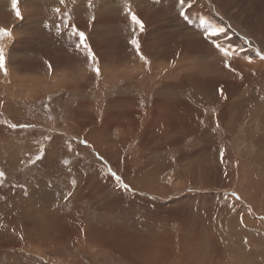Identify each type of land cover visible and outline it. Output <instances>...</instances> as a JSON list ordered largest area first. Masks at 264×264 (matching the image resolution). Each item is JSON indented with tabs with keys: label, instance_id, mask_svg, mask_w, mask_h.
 <instances>
[{
	"label": "rangeland",
	"instance_id": "374dc122",
	"mask_svg": "<svg viewBox=\"0 0 264 264\" xmlns=\"http://www.w3.org/2000/svg\"><path fill=\"white\" fill-rule=\"evenodd\" d=\"M126 4L145 24L136 35L148 64L128 43ZM17 6L22 18L13 0H0V29L11 33H0V264H31L33 254L47 264H179L97 241L91 230L109 222L198 235L203 264H263L264 61L256 50L264 53V0ZM68 15L96 54L98 77L61 22ZM208 26L226 33L206 40Z\"/></svg>",
	"mask_w": 264,
	"mask_h": 264
},
{
	"label": "bare ground",
	"instance_id": "6f19581e",
	"mask_svg": "<svg viewBox=\"0 0 264 264\" xmlns=\"http://www.w3.org/2000/svg\"><path fill=\"white\" fill-rule=\"evenodd\" d=\"M260 93V92H259ZM255 94V93H254ZM261 94V93H260ZM255 99H258V96L256 95V97H254L252 99V101L255 103ZM263 100V99H262ZM251 102V101H250ZM251 102V104H254ZM243 104V103H242ZM241 104V105H242ZM249 104V103H248ZM237 107V104H236ZM239 107V106H238ZM243 107H245V105H243ZM239 109V108H238ZM246 109V108H245ZM243 109V110H245ZM250 109V108H249ZM241 111V110H240ZM248 111V109H247ZM250 111V110H249ZM237 112V111H236ZM243 112V111H242ZM243 114V113H241ZM241 117V116H239ZM233 119H237V115L235 114ZM4 155V154H3ZM143 180L142 183L143 185H145V188L148 187V185H151L150 181H149V177L145 174L143 176ZM31 214V213H30ZM116 219V218H115ZM120 219V218H119ZM255 224L257 222H254ZM259 223V222H258ZM106 227L102 228V229H92L91 230V234L94 236V238L97 241H100V239L104 240V237L107 238H112V239H117L118 242L122 241L124 242L125 245H128L130 247H134L135 250H137L139 253L140 252H144V254L148 251H152L154 252V254H156L158 256L157 260H161L162 262H165L167 260V258L169 259L168 256H171L172 259H177L174 261H177V263L179 264H203L200 262L196 261V256H195V252L197 251V247H201L203 249L206 250V246L204 247V243L203 240L201 239L200 236L197 235V239H193L190 238L188 236V234H181L178 236H175L173 233L166 231V233L164 234L165 228L164 226H152L154 228V230L156 231H150L152 234H145L143 232L137 231L135 230V227L133 228V230H130L129 227L127 225H120V224H114L112 222H109L107 224H105ZM210 225H217L214 222H210L208 224V226ZM152 228V229H153ZM217 229V228H216ZM149 232V231H148ZM149 232V233H150ZM237 233V232H236ZM239 233V232H238ZM48 236V235H47ZM220 236V235H219ZM90 237V236H89ZM151 237V238H150ZM26 238V237H25ZM219 238V237H218ZM32 239V238H31ZM235 239V238H234ZM90 240V239H89ZM233 241V239H232ZM22 243V242H21ZM85 243V242H84ZM98 243V242H97ZM102 243V242H101ZM121 243V242H120ZM24 245H28L27 242H23ZM31 244V243H30ZM33 244V243H32ZM123 244V243H122ZM96 245V243H95ZM110 245V243H109ZM214 248H215V244H213ZM31 247V245H29ZM108 246V245H107ZM221 246V244L219 245V247ZM40 247V246H39ZM218 247V246H217ZM24 248V246H23ZM210 248V246H209ZM30 249V248H28ZM133 249V248H132ZM215 250V249H214ZM232 250V249H231ZM20 251H26V250H22L20 249ZM28 251V250H27ZM130 252V251H129ZM132 252V251H131ZM137 252V253H138ZM226 252V251H225ZM18 253V252H17ZM24 253V252H23ZM135 253V252H133ZM132 253V254H133ZM207 253V250H206ZM27 254V253H25ZM136 254V253H135ZM141 254V253H140ZM225 254V253H224ZM29 254H27L26 256H28ZM189 255V257H188ZM198 255V254H197ZM214 256V255H213ZM38 257V256H37ZM36 257V258H37ZM207 257V256H206ZM34 258V254L33 255H29L28 257H26L25 262L30 263L31 264H47L43 261H39ZM42 259V258H41ZM171 259V260H172ZM205 259V258H204ZM30 261V262H28ZM147 261V260H146ZM159 263V262H158ZM228 263V262H227ZM258 263V262H257ZM50 264V263H49ZM168 264V263H167ZM217 264V262H216ZM219 264V263H218ZM223 264V263H222ZM232 264V263H231ZM264 264V263H263Z\"/></svg>",
	"mask_w": 264,
	"mask_h": 264
},
{
	"label": "snow or ice",
	"instance_id": "6c2138e0",
	"mask_svg": "<svg viewBox=\"0 0 264 264\" xmlns=\"http://www.w3.org/2000/svg\"><path fill=\"white\" fill-rule=\"evenodd\" d=\"M187 2V0H178L179 5L181 6V8H183V6L185 5V3ZM60 4L64 5L65 4V0H60ZM91 3H89V7H91ZM13 9L15 11V14L17 16V18H22V14L21 11L19 9V7L17 6V0H13ZM125 9H126V15L130 20V23L132 25V32L134 33V35L131 37V39L128 40V43L132 46L134 52L139 55L140 59L144 61L145 64H148L149 61L147 60V58L143 55V53L141 52V44H140V40L138 38V35H136L137 30L139 33H143L145 31V24L143 23V21L131 10V5L130 4H126L125 5ZM54 12L57 15H61V9L59 7L54 9ZM181 15H183V12H181ZM71 15L68 16H61V22L64 23L67 27L68 30L71 32L72 36L75 38V44H74V48L75 50L79 53V52H83V54L86 56V62L90 61L93 65V71L95 72L96 76L98 77L100 75V69L99 67L96 66V64L98 63L97 61V57L96 54L93 52L91 46L89 45V43L87 42V36L83 31H80L78 29L75 28V25L71 24ZM94 19V17L92 18ZM185 19H187V17H185ZM46 28H48L49 30H51L52 25L46 24L45 25ZM0 33H2L3 35H7V36H11V33L8 32L7 30L4 29H0ZM226 33V27H218V26H208L204 28V32L202 33V35H204V38L206 40H211L213 38L219 37L222 34ZM59 34V33H58ZM249 46H251V42L248 41ZM214 47L216 49L219 50L220 53H222V55L225 58H229L231 56L234 55V52L231 49H226L224 48L222 45L220 44H214ZM256 56L261 60L264 61V53H261L259 50H256ZM248 60V63L251 64L253 63V60L251 57H246ZM6 56H5V52L3 48H0V70L4 71V74L7 75V69H6ZM224 66L226 68L229 69V71H233L235 72V69L231 66L230 63H228L227 59L225 60ZM52 66L51 64L48 65V69L51 70ZM237 75H240L239 73H236ZM242 78V77H241ZM219 94L221 95V97L224 96V90L223 88L219 89ZM218 126V125H217ZM11 128L15 129L17 127H24L27 128V125H10ZM81 143H83L85 146H89L87 144V141H82ZM43 157L40 154L36 155L35 161H40L42 160ZM35 161H33L35 163ZM112 175H116L115 173H112ZM0 177H4V173L0 172ZM117 181H120V177L116 176ZM75 183V181H73V184ZM123 187L126 190H129V186L127 184H124ZM26 192V190H25ZM68 195H71V193H69ZM236 199L238 200L239 197L237 196ZM20 239H23V237L21 236Z\"/></svg>",
	"mask_w": 264,
	"mask_h": 264
}]
</instances>
